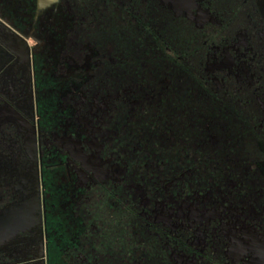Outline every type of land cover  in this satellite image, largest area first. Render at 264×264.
Masks as SVG:
<instances>
[{
  "label": "flooded vegetation",
  "instance_id": "af4514ba",
  "mask_svg": "<svg viewBox=\"0 0 264 264\" xmlns=\"http://www.w3.org/2000/svg\"><path fill=\"white\" fill-rule=\"evenodd\" d=\"M0 264H264V0H0Z\"/></svg>",
  "mask_w": 264,
  "mask_h": 264
}]
</instances>
